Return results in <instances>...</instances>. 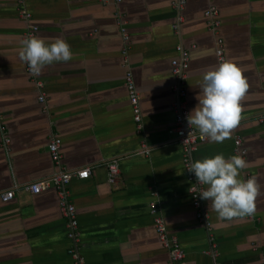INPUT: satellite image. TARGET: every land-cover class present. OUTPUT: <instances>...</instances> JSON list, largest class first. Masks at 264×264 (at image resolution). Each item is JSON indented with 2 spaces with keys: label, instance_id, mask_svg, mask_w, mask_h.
I'll return each mask as SVG.
<instances>
[{
  "label": "crops",
  "instance_id": "crops-1",
  "mask_svg": "<svg viewBox=\"0 0 264 264\" xmlns=\"http://www.w3.org/2000/svg\"><path fill=\"white\" fill-rule=\"evenodd\" d=\"M109 1L28 0L30 22L18 0H0V264H73L58 192L27 189L60 172L74 174L68 199L86 264H264V0H186L178 33L172 0ZM210 7L217 27L205 16ZM32 25L40 28L42 89L25 63ZM178 44L190 51L191 121L207 135L192 158L205 176L202 205L220 243L216 260L208 256L207 227L192 204L175 132ZM53 137L61 141L59 164L49 153ZM114 162L117 183L109 176ZM88 167L90 176H76ZM249 180L251 195L241 191ZM10 191L15 198L3 202ZM153 204L179 239L183 261L173 262L162 244Z\"/></svg>",
  "mask_w": 264,
  "mask_h": 264
},
{
  "label": "built area",
  "instance_id": "built-area-1",
  "mask_svg": "<svg viewBox=\"0 0 264 264\" xmlns=\"http://www.w3.org/2000/svg\"><path fill=\"white\" fill-rule=\"evenodd\" d=\"M27 1L28 0H18L19 5L22 9L23 16L28 19L30 22H33L34 16L27 9ZM105 3L110 2L109 0H102ZM123 0H116L117 3H121ZM172 8L175 10L177 14L176 24L173 26V31L178 33L181 27L185 23L184 13L186 10V0H172ZM205 16L212 22L214 27L220 25V21L218 20V11L214 7H210L205 12ZM40 28L36 25H32L29 31L25 36V63L27 66L28 73L33 76L35 79L39 78L40 70L39 64L37 60V37L39 34ZM217 51V56L221 62H225L224 51L221 47ZM195 48V46L193 47ZM177 51L180 53V57L174 59L173 70L177 75V82L175 85V89L179 92V100L176 104V127L175 132L177 134V138L180 142V145L183 150L182 161L187 174V181L189 184V194L191 196L192 204L196 209V215L201 220V222L207 227V238L209 242V250L208 256L212 259L216 260L220 257L219 250V240L213 236L210 219L208 214L205 212L204 207L202 205L203 198L206 192L205 186V176L200 164L196 163L192 154L197 149L199 143L205 142L207 140V135L205 133H200L194 127L190 111L188 108V99H187V91L185 88L186 78H187V69L189 67L190 62V51L183 47L182 45H177ZM130 92H131V104L132 110L134 114V120L136 122H140L141 120V106L139 103V95L135 90V84L133 77H130L129 80ZM38 87L42 89L43 83H39ZM227 92H231V87H226ZM45 94H41L39 97L40 102H45ZM229 109L231 112L235 111L234 100L231 97L229 99ZM260 120L264 123V116L260 118ZM1 121V116H0ZM219 120L215 122V126H218ZM2 130V126L0 125ZM5 131V130H3ZM12 140L7 139V143L11 144ZM242 140L237 137L235 141V152L240 154V156H245L246 152L241 151ZM144 147V146H143ZM61 141L58 138H54L51 140L49 145V153L51 155L52 160L59 164L61 161ZM73 173H65L60 172L56 174L53 178L46 182L36 183L30 185L27 189L34 195L40 194L43 190L53 188L58 192L60 206L62 213L67 218V226H68V236L72 240V246L69 248V255L72 258L73 264H86V259L83 256L80 249V240H81V232L79 230V220L76 215V208L73 203L69 202L68 199V189L67 185L71 181L73 177ZM91 175V168L82 169L81 171L76 172V176L80 179H86ZM121 175V169L117 162L110 164L109 166V176L111 183H117ZM241 191H244L248 195H251L254 192V187L252 182L249 180ZM3 202H9L15 198V193L10 191L1 195ZM151 212L154 214V222L156 231L161 239L162 244L165 248L168 249L170 258L173 262H180L185 259V251L176 236H169L167 232V227L163 217L159 214L157 207L153 204Z\"/></svg>",
  "mask_w": 264,
  "mask_h": 264
},
{
  "label": "bare ground",
  "instance_id": "bare-ground-1",
  "mask_svg": "<svg viewBox=\"0 0 264 264\" xmlns=\"http://www.w3.org/2000/svg\"><path fill=\"white\" fill-rule=\"evenodd\" d=\"M215 8V7H214ZM194 46H192V48H193ZM224 51V50H223ZM219 59V58H218ZM219 61H220V59H219ZM221 62V61H220ZM221 63H223V62H221ZM225 63V62H224ZM173 74H174V76H175V79H176V82H177V75L174 73V70H173ZM187 76V75H186ZM35 83L38 85L39 83H40V81L38 80V78H36L35 79ZM175 91L177 92V94H178V96H179V92H178V90L177 89H175ZM177 103V102H176Z\"/></svg>",
  "mask_w": 264,
  "mask_h": 264
}]
</instances>
